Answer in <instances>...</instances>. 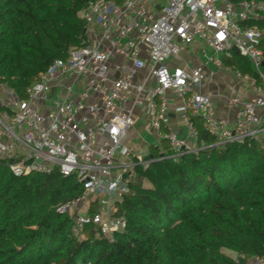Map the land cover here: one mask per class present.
Wrapping results in <instances>:
<instances>
[{
    "label": "built area",
    "instance_id": "built-area-1",
    "mask_svg": "<svg viewBox=\"0 0 264 264\" xmlns=\"http://www.w3.org/2000/svg\"><path fill=\"white\" fill-rule=\"evenodd\" d=\"M79 15L87 24L85 46L40 73L24 98L0 84V160L16 176L58 170L74 177L82 194L57 212L70 216L77 236L92 226L113 241L127 228L117 214L135 168L154 162L148 158L152 145L132 144L139 139L133 135L139 119L156 134L159 153L175 162L206 148L195 120L215 138L214 147L253 140L264 148V30L246 23L264 15V2L95 0ZM199 43L205 64L191 66L183 56ZM234 47L251 62L253 75L225 65ZM208 65L252 86L247 99L226 97L231 119L202 91L217 76V70L206 71ZM176 119L185 136L173 128ZM248 264H264V257Z\"/></svg>",
    "mask_w": 264,
    "mask_h": 264
},
{
    "label": "trees",
    "instance_id": "trees-1",
    "mask_svg": "<svg viewBox=\"0 0 264 264\" xmlns=\"http://www.w3.org/2000/svg\"><path fill=\"white\" fill-rule=\"evenodd\" d=\"M92 1L0 0V84L24 98L40 73L85 46L79 14ZM246 23L264 30V15ZM260 49L264 55V39ZM225 61L254 74L237 52ZM195 125L206 148L175 162L151 146L154 162L135 168L117 214L127 228L113 241L92 226L77 236L70 216L57 212L82 194L74 177L58 170L16 176L0 160V264H248L264 257V148L248 140L219 149Z\"/></svg>",
    "mask_w": 264,
    "mask_h": 264
},
{
    "label": "crops",
    "instance_id": "crops-1",
    "mask_svg": "<svg viewBox=\"0 0 264 264\" xmlns=\"http://www.w3.org/2000/svg\"><path fill=\"white\" fill-rule=\"evenodd\" d=\"M195 47L200 48V43H199V45L195 44ZM189 51L190 50H188V53H186L183 56V59L188 58L189 54L193 53L195 56H197V59H195V61L192 62V63H195L194 66H199V65L205 64V61H206L205 59L201 60L198 58L199 56L197 55V49H195V52H189ZM202 54H203V52H202ZM203 56H204V54H203ZM225 60L226 59H224V63H225V65H227ZM205 69H206V71H216L217 70V76L213 80L206 81L202 91L204 93H207V94H210L213 96L214 103L218 108L219 114H221L223 117H228L231 119L233 117V113L227 111V109H226V97H228L230 95H235V96L241 97L243 99H247L251 96L252 86L247 82H243V81H240L239 79H236L235 77L224 72L223 70L217 69L214 65L205 66ZM170 96L175 97L173 94H170ZM178 103H179V101L175 98V100L171 104L172 111H175V108L178 107ZM140 120H145V122H147L145 118L139 119L138 122ZM138 122H137V124H138ZM147 124H148V122H147ZM147 128H149V130H151L149 124H148ZM173 128L177 129L179 131L180 136H185V131H184L185 127L182 126L181 123H179V119H176L173 121ZM151 133L154 137L156 136V134L152 130H151ZM133 135L135 137L139 136V138L142 136L136 129L133 131Z\"/></svg>",
    "mask_w": 264,
    "mask_h": 264
},
{
    "label": "rangeland",
    "instance_id": "rangeland-1",
    "mask_svg": "<svg viewBox=\"0 0 264 264\" xmlns=\"http://www.w3.org/2000/svg\"><path fill=\"white\" fill-rule=\"evenodd\" d=\"M195 49H197V55L199 56L198 58L199 59H201V60H204L205 58H204V56H203V54H202V52H201V48H196L195 47V45H191V46H189L187 49H186V51L188 52V50H190L189 52H195ZM209 54L210 55H213V53L209 50ZM186 62H188V63H190L191 64V66H194L195 65V63H192L189 59H187L186 58ZM229 83V82H228ZM56 99H59V95H58V93H57V95H56ZM148 127V124H147V122H145V120H140L139 122H138V124H137V126H136V130L142 135L139 139H135V141L133 140L132 141V144L133 145H137V146H139V144H140V146H142L143 144H144V141L146 142V143H148L149 145H152V146H157V144H156V138L152 135V133H151V130H149V128H147ZM135 143V144H134ZM163 148H165V149H168L169 148V146H168V144H166V143H164V146H163ZM145 186H149V184H147V183H145ZM80 239H82L83 238V236H80L79 237ZM222 252L225 254V255H227V256H229V257H231V258H233V259H235L236 257H237V254L235 253V252H233V251H231V250H228V249H223L222 250Z\"/></svg>",
    "mask_w": 264,
    "mask_h": 264
},
{
    "label": "water",
    "instance_id": "water-1",
    "mask_svg": "<svg viewBox=\"0 0 264 264\" xmlns=\"http://www.w3.org/2000/svg\"><path fill=\"white\" fill-rule=\"evenodd\" d=\"M85 32H86V30H85ZM233 51H234V52H237L238 50H237V48L234 47V48H233ZM262 66L264 67V63H263ZM254 79L257 81V80L259 79V75L255 74V75H254Z\"/></svg>",
    "mask_w": 264,
    "mask_h": 264
}]
</instances>
